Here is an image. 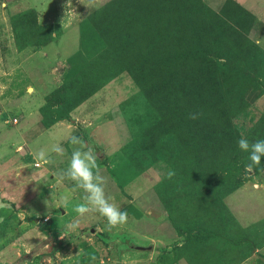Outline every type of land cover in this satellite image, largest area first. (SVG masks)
Segmentation results:
<instances>
[{
    "label": "rangeland",
    "instance_id": "rangeland-1",
    "mask_svg": "<svg viewBox=\"0 0 264 264\" xmlns=\"http://www.w3.org/2000/svg\"><path fill=\"white\" fill-rule=\"evenodd\" d=\"M66 3L0 0V264H264V172L238 147L264 139L253 5L72 0L65 17ZM73 135L98 154L124 226L73 210L83 190L56 175Z\"/></svg>",
    "mask_w": 264,
    "mask_h": 264
},
{
    "label": "clouds",
    "instance_id": "clouds-1",
    "mask_svg": "<svg viewBox=\"0 0 264 264\" xmlns=\"http://www.w3.org/2000/svg\"><path fill=\"white\" fill-rule=\"evenodd\" d=\"M65 7V17L75 13L72 7V0H67ZM200 113H190L189 118L192 120L198 119ZM72 145H80L72 151L69 166L67 169L60 170L56 173L60 181L65 179L75 182V186L83 190V203H77L73 206V210L78 216H84L88 213L98 212L107 220V230L111 231L113 228L124 226L128 221L127 211H122L113 203H110V197L106 195V186L108 178L102 175V169L99 167L97 160L98 154L92 148H85L82 138L75 135L70 137ZM238 147L245 153H248L250 163L247 165L248 171L259 170L264 172V167H261L262 160H264V139L250 142L247 138L241 137L238 141ZM51 152L59 157L66 154V149L60 144L56 143L52 146ZM36 158L42 164H53L55 161L48 152L41 149ZM174 171L168 170L164 175L167 179L174 176ZM62 203L65 207L68 206L67 198H62ZM4 207V205H0ZM2 222V219H0ZM70 227L74 230L78 227L77 224H72ZM89 260L94 262L96 257L89 256Z\"/></svg>",
    "mask_w": 264,
    "mask_h": 264
},
{
    "label": "crops",
    "instance_id": "crops-1",
    "mask_svg": "<svg viewBox=\"0 0 264 264\" xmlns=\"http://www.w3.org/2000/svg\"><path fill=\"white\" fill-rule=\"evenodd\" d=\"M241 3L245 6V7H249V5H253L252 7L254 8L253 9H249L250 11L253 10V14L255 15V17L260 20V22L264 23V4H260L259 3H264V0H241ZM74 32H77V31H74ZM77 40V39H75ZM59 42V41H57ZM57 42H54L52 46H56ZM51 46V47H52ZM55 48L53 47L52 50H54ZM244 188L242 189H238L232 196H230L229 199H231V202L235 203L234 201L238 202L239 200H241V198H243L244 196H246L248 193H251L250 190H245V192H240V191H243ZM242 193V194H241ZM237 195V196H236ZM238 199V200H237ZM245 217V216H244ZM258 251V250H257ZM251 256H254V253H252ZM250 256V257H251ZM249 257V258H250ZM249 258H246L244 259L242 262L238 263V264H246L248 259ZM250 260V259H249ZM179 260H176L175 262H173L172 264H178Z\"/></svg>",
    "mask_w": 264,
    "mask_h": 264
},
{
    "label": "trees",
    "instance_id": "trees-1",
    "mask_svg": "<svg viewBox=\"0 0 264 264\" xmlns=\"http://www.w3.org/2000/svg\"><path fill=\"white\" fill-rule=\"evenodd\" d=\"M193 2L194 0H190V2ZM196 1V6H198V8H201L202 7V5H201V0H195ZM198 2V3H197ZM225 6H226V4H225ZM224 6V7H225ZM205 77H206V80L208 81V82H210V80H212V81H214L215 80V73H213V75H208V74H204V80H205ZM182 81V83L184 82V79H182L181 80ZM198 84H200V83H202V82H197ZM213 138H216V136H214Z\"/></svg>",
    "mask_w": 264,
    "mask_h": 264
},
{
    "label": "water",
    "instance_id": "water-1",
    "mask_svg": "<svg viewBox=\"0 0 264 264\" xmlns=\"http://www.w3.org/2000/svg\"><path fill=\"white\" fill-rule=\"evenodd\" d=\"M92 231H93V230H92ZM137 248H138V249H141V250L144 249V248H141V247H137Z\"/></svg>",
    "mask_w": 264,
    "mask_h": 264
}]
</instances>
